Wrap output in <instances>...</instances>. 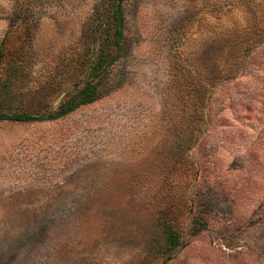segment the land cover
<instances>
[{
  "label": "rangeland",
  "instance_id": "rangeland-1",
  "mask_svg": "<svg viewBox=\"0 0 264 264\" xmlns=\"http://www.w3.org/2000/svg\"><path fill=\"white\" fill-rule=\"evenodd\" d=\"M101 0H0V103L53 111ZM101 94L0 122V264H264V0H123Z\"/></svg>",
  "mask_w": 264,
  "mask_h": 264
},
{
  "label": "trees",
  "instance_id": "trees-1",
  "mask_svg": "<svg viewBox=\"0 0 264 264\" xmlns=\"http://www.w3.org/2000/svg\"><path fill=\"white\" fill-rule=\"evenodd\" d=\"M92 14V31L98 42L96 56L86 67L80 86L68 93L53 111L33 114L17 109L8 103H0V122L30 123L61 118L79 106L87 105L100 97V85L109 68L128 49L124 33L123 0H101Z\"/></svg>",
  "mask_w": 264,
  "mask_h": 264
}]
</instances>
